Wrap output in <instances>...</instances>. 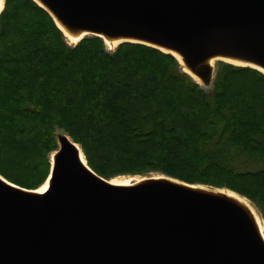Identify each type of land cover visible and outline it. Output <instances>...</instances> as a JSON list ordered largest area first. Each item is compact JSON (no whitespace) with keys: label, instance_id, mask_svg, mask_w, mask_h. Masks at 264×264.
I'll list each match as a JSON object with an SVG mask.
<instances>
[{"label":"trees","instance_id":"trees-1","mask_svg":"<svg viewBox=\"0 0 264 264\" xmlns=\"http://www.w3.org/2000/svg\"><path fill=\"white\" fill-rule=\"evenodd\" d=\"M203 91L169 54L101 39L67 45L32 0L0 14V176L37 190L50 173L56 131L98 177L160 173L226 188L264 219V75L219 64Z\"/></svg>","mask_w":264,"mask_h":264},{"label":"water","instance_id":"water-1","mask_svg":"<svg viewBox=\"0 0 264 264\" xmlns=\"http://www.w3.org/2000/svg\"><path fill=\"white\" fill-rule=\"evenodd\" d=\"M38 1L70 32L91 34L85 38L168 47L204 84L213 55L264 70V0ZM66 138L53 167L50 157L44 194L0 183V264H264V245L235 207L157 183L112 187Z\"/></svg>","mask_w":264,"mask_h":264},{"label":"bare ground","instance_id":"bare-ground-1","mask_svg":"<svg viewBox=\"0 0 264 264\" xmlns=\"http://www.w3.org/2000/svg\"><path fill=\"white\" fill-rule=\"evenodd\" d=\"M32 1L35 2L40 8L41 7L44 8V6L38 0H32ZM4 2L5 0H0V14L3 10ZM52 17H53V20L55 21V24L62 31L65 37L66 43L68 45L73 46L74 44H77L81 39L85 38L88 35H91L90 33H87V32L72 33L66 28L62 27V25L60 24V22L57 20L55 16L52 15ZM100 37L102 38V42L104 43L106 49L108 50L109 49L113 50L114 48L118 47L121 43H124V42H133V43H141L146 46L155 48L163 53L170 54L178 61V63L182 66L183 71L187 73L194 80V82H196L200 86L204 85V81L189 67L185 57L182 54H179L176 51L168 47L161 46L155 43H150V42L143 41V40H139V39L127 38V37H111V36H100ZM220 62H223L228 65H232L235 67L253 69L264 75V70L262 68L257 67L252 63L246 62L244 60H241L235 57L224 56V55H213L206 59V65L210 69H212L216 63H220ZM64 137L66 138V135H64ZM67 142L70 143V145H72V147L76 151L79 162L83 166H86L84 157L80 149L78 148V146L71 144V142L68 139H67ZM60 147H61V144L58 141V148L55 152L52 153V157H53L52 167H53L54 158L59 154ZM0 183L10 188H15L11 186V184H9L1 176H0ZM106 183L112 187H119V188H130V187H136V186L146 185L150 183H157V184H162V185H167V186H173V187L191 192L193 194H199V195L208 196V197L217 199L239 210L246 217V219L250 222V225L254 233L256 234L260 242L264 245V223L261 220V217L259 216L258 212L255 210V208L250 202H248L247 200H245L244 198L238 196L237 194L233 192H230L227 190H221V189L207 188L204 186L188 185V184H184V183L171 180V179H168L162 176H154L152 178H139V177H133V178H127V179L116 178L113 180H109ZM50 186H51V177L37 190H33L32 192H27L30 190H26L25 192L33 194V195H41V194H44L49 189Z\"/></svg>","mask_w":264,"mask_h":264},{"label":"rangeland","instance_id":"rangeland-1","mask_svg":"<svg viewBox=\"0 0 264 264\" xmlns=\"http://www.w3.org/2000/svg\"><path fill=\"white\" fill-rule=\"evenodd\" d=\"M3 9H4V7H3ZM3 11V10H2ZM2 13V12H1ZM88 38H91V37H88ZM68 45V44H67ZM68 46H70V47H74V46H71V45H68ZM117 48V47H116ZM116 48H114L113 50H115ZM108 50V49H107ZM112 50V51H113ZM108 51H110V50H108ZM111 52V51H110ZM164 54H166V53H164ZM172 56V55H171ZM219 64H225V63H223V62H220V63H216L215 65H214V67L212 68V74H211V78H210V80L206 83V84H204L203 86H200L199 85V87L203 90V91H205V92H209V91H211V89H212V85H213V82H214V79H215V77H216V74H217V70H218V67H220V65ZM228 65V64H227ZM232 66V65H231ZM183 69V68H182ZM64 133L62 132V131H56V133H55V135H56V138H57V140H59V139H61L64 135H63ZM49 162H50V156H49ZM154 176H162V177H167V176H165V175H163V174H160V173H149V174H146V175H144V176H129V175H126V176H118V177H116V178H118V179H127V178H133V177H139V178H152V177H154ZM116 178H112L111 180H113V179H116ZM167 178H169V179H172V180H175V181H178V182H181V181H179V180H176V179H173V178H170V177H167ZM181 183H184V182H181ZM184 184H186V183H184ZM189 185V184H188ZM195 186H204V187H207V188H212V189H221V190H227V191H230V192H233V191H231V190H229V189H226V188H215V187H212V186H205V185H195ZM40 188V187H39ZM233 193H235V192H233ZM235 194H237V193H235ZM238 196H240V197H242V198H244L245 200H247L248 202H250L247 198H245L244 196H241V195H239V194H237ZM252 205H253V207L255 208V210L258 212V214H259V216L261 217V220L263 221V223H264V219H263V217L261 216V214H260V212L258 211V209L254 206V204L252 203V202H250Z\"/></svg>","mask_w":264,"mask_h":264}]
</instances>
